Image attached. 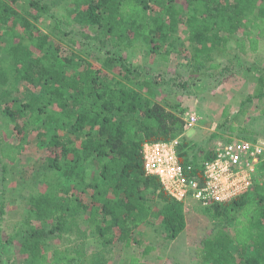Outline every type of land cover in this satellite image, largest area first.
<instances>
[{
    "label": "trees",
    "instance_id": "1",
    "mask_svg": "<svg viewBox=\"0 0 264 264\" xmlns=\"http://www.w3.org/2000/svg\"><path fill=\"white\" fill-rule=\"evenodd\" d=\"M24 1L29 5L23 16L17 8L22 9ZM68 1L70 24L99 30L97 39L113 48H132L145 40L148 54H157L164 62L169 56L164 45L172 46L168 39H177V29L183 25L192 53L191 75L204 67L203 59L224 54L229 41L242 53L245 46L256 52L264 35V0ZM42 8L37 0H0V26L9 39L0 59V87L12 88L19 82L32 87L27 101L14 109L6 105L3 110L15 125L18 142H0V160L14 163L32 130L38 137L48 136L49 156L42 164L45 180L26 198L25 224L41 226L35 231L25 229L21 254L29 257L27 264H83L81 251L55 249L48 255L43 245L46 237L64 234L79 217L86 231L105 247L116 242L138 243L133 232L154 223L163 241H174L186 228L184 203L173 200L156 178L144 173L142 147L182 136L179 160L193 178L211 160V152L192 153V145L184 141L178 103H153L126 88L138 82L131 79L132 71L121 57L105 58L99 69L86 63L68 75L64 65L52 58L59 55L58 49L30 22L39 19ZM212 68L218 70L219 65L210 64L207 69ZM141 85L151 88L145 81ZM91 163H96L95 169ZM2 209L0 203V215ZM201 211L214 226L197 251L199 260L264 264V183L231 203L210 204ZM231 246L235 253L230 252ZM153 249L145 247L141 256ZM129 264L139 263L131 257Z\"/></svg>",
    "mask_w": 264,
    "mask_h": 264
},
{
    "label": "rangeland",
    "instance_id": "2",
    "mask_svg": "<svg viewBox=\"0 0 264 264\" xmlns=\"http://www.w3.org/2000/svg\"><path fill=\"white\" fill-rule=\"evenodd\" d=\"M37 1L43 6L39 19L36 22L28 19L48 37L49 44L58 49L59 55L52 58L64 65L68 75L81 70L86 63L99 69L105 58L121 57L132 71L131 79L138 82L135 86L125 85L129 91L139 93L153 103L161 104L165 100L178 103L180 117L186 112L198 116V125L183 136L184 141L192 145V153L211 152L215 142L230 134L264 143V35L257 43L256 52L245 46L242 53L232 40L229 41L224 54L203 59L204 67L191 75L194 70L192 53L183 25L177 29V39H168L172 46L164 45V50L169 51L164 62L157 54H148L145 40L132 48H113L110 43L104 44L97 39L99 30L81 29L70 24L71 18H66L72 8L68 0ZM24 4L22 9L17 8L23 16L29 5ZM18 31L22 33L24 30ZM7 37L0 26V59L6 52ZM64 57L72 59V63L66 62ZM210 64L219 65L220 69L208 70ZM111 72L116 74L117 69ZM142 81L149 83L151 88L141 85ZM31 89L24 82L14 84L12 88L9 85L0 87V142H18L13 130L15 125L4 117L3 110L6 105L14 109L20 102L27 101ZM6 91L10 92L6 95ZM61 135L65 139L66 134ZM47 139L48 136L38 137V132L32 130L25 136V148L14 163L0 160V203L3 208L0 215V264L28 263L29 257L20 252L22 237L25 229L35 231L41 225L34 223L28 227L25 224L29 208L26 198L38 191L45 180L42 164L49 156ZM91 167L95 169L96 163H91ZM202 207L194 201L184 204L186 228L174 241L170 254L167 251L171 242L163 241L156 223L140 226L133 232L138 243L116 242L113 247H105L93 233L86 231L81 217L64 234L46 237L43 245L48 255L55 249L81 251L83 264H96L95 257L98 258L97 264H128L131 257L144 259L146 264H179V253L186 258L184 264H207L197 258V251L211 235L214 225L201 211ZM227 233L232 234L230 227ZM145 247L154 250L142 257ZM230 252L235 253L233 246Z\"/></svg>",
    "mask_w": 264,
    "mask_h": 264
},
{
    "label": "built area",
    "instance_id": "3",
    "mask_svg": "<svg viewBox=\"0 0 264 264\" xmlns=\"http://www.w3.org/2000/svg\"><path fill=\"white\" fill-rule=\"evenodd\" d=\"M181 120L185 135L199 119L195 113L186 112ZM181 138L145 143L141 152L144 173L156 178L173 200L224 205L264 183V143L230 134L215 142L211 160L203 164L199 177L193 178L179 160Z\"/></svg>",
    "mask_w": 264,
    "mask_h": 264
},
{
    "label": "crops",
    "instance_id": "4",
    "mask_svg": "<svg viewBox=\"0 0 264 264\" xmlns=\"http://www.w3.org/2000/svg\"><path fill=\"white\" fill-rule=\"evenodd\" d=\"M219 69H220V68H219ZM212 70L214 71V68H212ZM212 70H211V71H212ZM182 233H183V232H182ZM182 233L179 234V236H178L179 238H180V236H181ZM178 237H177V238H178ZM177 238H176V239H177ZM176 239H175L174 241H176ZM174 241H172V242L168 245V246H169V248H168L169 251H167V253H169V254H170V252L172 251V246H173V244H174ZM153 250H154V249H153ZM153 250L151 251V253L153 252ZM163 254H164V253H163ZM182 254H184V252H183ZM148 255H150V254H148ZM148 255H147V256H148ZM145 257H146V256H145ZM129 260H130V259H128V264H129ZM137 260H138V263H139V264H146V261H145L144 259L141 260L140 258H138ZM184 261H186L185 256H184V255H181V254L179 253V264H184Z\"/></svg>",
    "mask_w": 264,
    "mask_h": 264
}]
</instances>
